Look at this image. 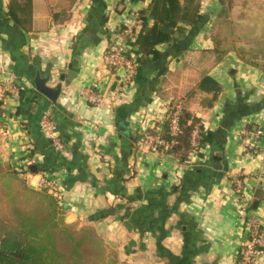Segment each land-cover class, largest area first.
I'll return each mask as SVG.
<instances>
[{"label":"crops","instance_id":"obj_1","mask_svg":"<svg viewBox=\"0 0 264 264\" xmlns=\"http://www.w3.org/2000/svg\"><path fill=\"white\" fill-rule=\"evenodd\" d=\"M8 1L0 0V80L22 93L0 103V157L23 177L49 179L66 221L92 226L120 264H237L244 210L264 221V58L230 50L213 61L218 0H202L198 21L178 24L111 102L122 69L105 63L110 32L132 10L146 14V2L31 0L24 31ZM37 73L50 85L63 74L56 105L34 89ZM87 90L109 105L94 107ZM171 100L210 131L202 156L179 162L145 142ZM44 117L62 151L43 132ZM256 128L253 152L242 139Z\"/></svg>","mask_w":264,"mask_h":264},{"label":"trees","instance_id":"obj_2","mask_svg":"<svg viewBox=\"0 0 264 264\" xmlns=\"http://www.w3.org/2000/svg\"><path fill=\"white\" fill-rule=\"evenodd\" d=\"M201 2L147 0V13L140 14L141 28L133 41H130L138 59L141 61L149 56L158 57L160 51L156 46L167 41L178 24L194 25L201 16ZM218 2L221 8L210 32L213 61L217 62L230 50L264 58V28H239L242 22L247 21L240 17L243 13L238 16L234 14L235 5L232 2L235 1ZM7 8V14L14 25L28 31L32 1L9 0ZM58 15L53 13L54 18ZM161 25L168 26L171 32H161ZM232 32H237L236 40L232 39ZM20 93L21 88L19 99ZM169 123V119L163 118L160 124H156L158 132L152 128L148 133L169 140ZM198 123H201L200 119L182 106L178 116L179 132L174 136V144L166 151L160 146H155V149L174 155L179 162L186 161L192 152L191 133ZM210 136V131L201 129L196 145L198 156L203 155L202 148L211 141ZM0 264L120 263L115 255L107 251L92 226L78 227L73 222H67L57 196L52 191L47 187L30 186L19 170L0 157Z\"/></svg>","mask_w":264,"mask_h":264},{"label":"built area","instance_id":"obj_3","mask_svg":"<svg viewBox=\"0 0 264 264\" xmlns=\"http://www.w3.org/2000/svg\"><path fill=\"white\" fill-rule=\"evenodd\" d=\"M146 2L147 0H140ZM142 25L141 15L138 11H130L126 19L117 28H113L110 32V45L107 48L105 54V63L112 66H117L122 69L119 80L117 81L111 95L109 96L110 102L115 100L122 90L132 84L134 81L138 67L140 65V60L134 51V48L130 44L133 41L137 33L139 32ZM86 95L88 101L93 103L94 107L96 105L103 104L105 99L96 94L91 90L83 91ZM19 89L11 80L1 81L0 80V101H6L10 99H18ZM105 102V104L110 103ZM182 103L179 100H171L167 104V109L163 115V118L169 119V134L171 138L169 140L159 137L157 134H149L146 132L144 134L145 142L150 145L154 150L155 146H160L163 151L171 148L174 144V136L179 132L178 127V116L182 108ZM201 124H196L191 133L190 143L192 145L191 154H197V139L201 131ZM41 128L47 137L51 140V143L55 150L62 151L64 149V144L61 142L55 126L51 119L44 117L41 120ZM158 132V131H157ZM263 134L261 128H256L255 130L246 134L243 139V145L247 150L256 152L258 149L257 138ZM27 183L32 187H47L48 189L53 187L52 182L41 177L37 181H33L31 178L24 177ZM233 181L238 188L237 198L240 200L242 198L241 188L242 180L238 177H234ZM245 225H246V237L242 242L241 248L239 250V258L237 264H258L264 257V221L259 219L253 213H247L245 210Z\"/></svg>","mask_w":264,"mask_h":264},{"label":"rangeland","instance_id":"obj_4","mask_svg":"<svg viewBox=\"0 0 264 264\" xmlns=\"http://www.w3.org/2000/svg\"><path fill=\"white\" fill-rule=\"evenodd\" d=\"M227 1V0H225ZM234 14L236 16L243 13L242 16L246 23L242 22L239 28L248 29L256 26L254 29L259 30L264 28V0H234ZM241 12L237 13V11ZM240 30L238 29V32ZM237 32H232V39L236 40ZM1 134V133H0Z\"/></svg>","mask_w":264,"mask_h":264},{"label":"water","instance_id":"obj_5","mask_svg":"<svg viewBox=\"0 0 264 264\" xmlns=\"http://www.w3.org/2000/svg\"><path fill=\"white\" fill-rule=\"evenodd\" d=\"M160 31L163 33H169L170 32V28L166 25H161L160 26ZM98 37L97 36H93L92 37V41H97ZM264 78H262L263 80ZM64 80L63 78V74H59L58 76V80L54 85H50L47 84L48 81V76L40 77L39 73H37L34 77H33V87L34 89L40 93L41 95L45 96L53 105L57 104V99L61 93V89H62V81ZM30 171L31 172H37L36 168L34 165L30 166ZM214 182V180H211V184Z\"/></svg>","mask_w":264,"mask_h":264}]
</instances>
